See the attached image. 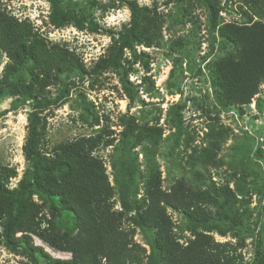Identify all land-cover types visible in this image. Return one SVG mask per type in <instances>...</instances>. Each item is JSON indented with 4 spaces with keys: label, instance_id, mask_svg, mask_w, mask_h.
<instances>
[{
    "label": "rangeland",
    "instance_id": "obj_1",
    "mask_svg": "<svg viewBox=\"0 0 264 264\" xmlns=\"http://www.w3.org/2000/svg\"><path fill=\"white\" fill-rule=\"evenodd\" d=\"M71 2L76 10L86 5L85 0ZM100 6L89 8L88 20L97 23V32L72 24L57 28L50 21L49 0H2V8L18 20H28L48 46L66 49L79 60L85 73H67L59 77L57 85L47 89V98L53 102L64 87L67 96L53 103L42 113L46 124L44 151L51 155L55 146L81 138L94 137L102 128L107 129L112 145L99 147L93 152L104 165L111 185L120 162L129 155L138 166L136 177L140 200L151 173L160 176L165 192L179 182L203 189L206 182L228 186L235 194L241 215L238 234L229 231L225 236L210 233L217 243L237 246L239 264H251L256 251L264 257V82L249 105L241 109L223 107L218 99L220 88L213 82V63L231 53V46L211 29L206 7L199 0H96ZM126 1H135L147 7L151 17L158 20V32L151 47L136 46L137 56L125 50L129 61L127 80L133 86L130 100L122 87L119 75L113 69L96 75L91 70L96 62L109 54L114 40L130 22ZM219 25L264 24V0H217ZM88 7V6H85ZM142 60H147V67ZM8 58L0 50V166L15 171L6 181V188L15 189L30 171L23 147L28 133L32 106L20 96H13L3 83ZM12 82L16 78L10 79ZM83 93L99 118L92 125L91 117L78 104ZM180 118L182 135L177 139L175 120ZM125 120H134L138 127H154L159 136L145 140L134 147L122 148L121 132ZM178 140V142H177ZM211 149V161H195L197 154ZM208 150V151H207ZM190 156H194V160ZM189 159L192 163H189ZM237 187L239 189H237ZM33 201L49 217V202L33 196ZM114 208L120 210L115 197ZM213 213L215 209L211 207ZM176 233L177 241L185 246L193 239L186 219L170 208L166 210ZM40 214V215H41ZM73 215L62 212L56 224L67 230L73 224ZM0 233L2 228L0 227ZM23 234L17 232L15 237ZM33 245L42 248L54 260L68 261L71 254L57 251L41 239L31 236ZM135 242L145 245L137 231ZM240 244L241 247L238 246ZM0 264H34L19 248H8L0 240Z\"/></svg>",
    "mask_w": 264,
    "mask_h": 264
},
{
    "label": "trees",
    "instance_id": "obj_2",
    "mask_svg": "<svg viewBox=\"0 0 264 264\" xmlns=\"http://www.w3.org/2000/svg\"><path fill=\"white\" fill-rule=\"evenodd\" d=\"M88 7L76 10L71 2L49 0L50 21L57 27L72 24L86 26L97 32V23L89 21V8L100 6L96 0H85ZM207 9L212 30L231 46V53L213 63L211 75L220 88L219 103L223 107L249 105L264 82V24L219 25L217 0H199ZM130 22L124 26L108 55L101 57L92 74L113 69L122 87L132 100L133 86L127 80L129 61L123 57L125 50L132 51L140 59L136 46L151 47L158 32V20L152 11L139 7L135 1H126ZM0 50L8 58L3 83L13 96L29 101L28 133L23 152L30 171L15 189L6 188V181L15 171L0 166V240L13 251L21 249L34 264H239L237 246L217 243L210 233L225 236L229 231L238 234L242 225L236 206L235 194L226 186L206 182L203 189L184 181L163 191L160 176L151 173L145 183L140 200L136 177L138 166L129 155L127 162H120L111 185L101 160L93 156L99 147H108L106 128L94 137L81 138L55 146L51 155L44 151L46 139L45 119L41 116L53 103L67 96L64 87L53 102L47 98V89L57 85L59 77L67 73L87 72L79 60L66 49L48 46L32 24L18 20L2 8L0 0ZM147 67V60H142ZM16 78L15 82L10 79ZM78 104L91 117L92 125H99V118L83 93L78 94ZM177 139L182 135L180 118L175 120ZM159 130L154 127H138L134 120H125L121 132L122 148L134 147L145 140L155 138ZM177 140V142H178ZM208 149V148H207ZM209 150V151H208ZM197 154L195 161H211V149ZM194 160V156H190ZM204 162V161H203ZM189 163H192L189 159ZM237 189H239L237 187ZM49 202V217L43 216V208L33 201V196ZM117 197L120 210L114 208ZM214 208L213 213L210 209ZM179 212L187 221L193 239L181 245L174 233V225L166 210ZM62 212L73 215V224L61 230L56 221ZM41 214V215H40ZM140 232L145 245L135 242ZM17 232L23 235L16 238ZM31 236L38 237L57 251L68 252V261L54 260L42 248L33 245ZM239 247L240 244H238ZM251 264H264V257L256 251Z\"/></svg>",
    "mask_w": 264,
    "mask_h": 264
}]
</instances>
